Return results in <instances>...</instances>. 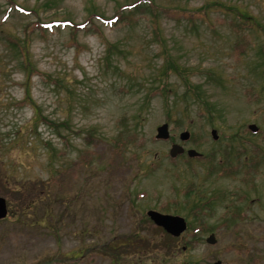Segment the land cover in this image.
Returning <instances> with one entry per match:
<instances>
[{
	"label": "rangeland",
	"instance_id": "rangeland-1",
	"mask_svg": "<svg viewBox=\"0 0 264 264\" xmlns=\"http://www.w3.org/2000/svg\"><path fill=\"white\" fill-rule=\"evenodd\" d=\"M134 1L0 0V52L34 26L31 75L0 71V264H264V0H151L127 22L97 19ZM66 19L89 22L37 24ZM172 143L202 156L172 161ZM149 209L194 223L168 238Z\"/></svg>",
	"mask_w": 264,
	"mask_h": 264
},
{
	"label": "trees",
	"instance_id": "trees-1",
	"mask_svg": "<svg viewBox=\"0 0 264 264\" xmlns=\"http://www.w3.org/2000/svg\"><path fill=\"white\" fill-rule=\"evenodd\" d=\"M151 2H152L151 0H137V1H134L130 4H124V5L119 4L117 6V8L115 9L114 14L112 16L104 17L102 15L101 16L99 15V16H97V19L99 21H101L102 23L111 24V25H114V24L116 25V24H119L120 22L121 23L127 22V21L132 19L133 14L143 13L146 10L152 11L154 8L148 5ZM15 8H18V7L15 6ZM206 9H207V7L199 9V10H194V11L192 10V11L194 13H196L197 15H199L201 10H203L202 11V15H203L205 13ZM33 11L37 12L36 8H34ZM163 11L166 14L168 13L167 10H165V9H163ZM181 15H183V17H185L188 20V22H191V23L194 22V19H190L186 16L185 13H181V14H178V23H180V21L182 19ZM237 15L240 16L241 20H245V21L251 20V16H247L246 14L237 13ZM248 19H250V20H248ZM87 22H89V20L88 21L86 20L80 24H73V22L68 20V19H66V20H52L49 22H41L40 20H38L37 24L40 26V27H38L39 29H41V27H43L45 30H46V27L52 28L53 25H55V27H58V28H59V26L64 27V28L69 26L68 28L71 29V32L73 34L74 33L76 34L77 33L76 30L84 28L86 26ZM1 25H2V23L0 24V26ZM38 25H36V26H38ZM244 26H245V28H247V23L244 24ZM73 27H76V29H74ZM33 30H34V26H32L30 29H29V27H25V33H22L21 37H18L16 35L11 34V33L10 34L6 33V39H5L6 46L0 52V71L2 73L9 74V72L13 69V67L16 66V67L20 68L21 70H23L26 73L27 77H29L31 75V72H32L33 67H34L30 64V61H31V58H30V39H31V34L33 33ZM237 30H242V29H237ZM2 35H5V34H4L3 30H0V41L3 40L1 37ZM4 51H5V54L3 55ZM241 53H242V51L239 54H241ZM258 57L261 60L256 65L258 66L259 69H261V71H264V47L263 46L261 47V49L258 53ZM7 63H8V67H7ZM171 69H173V71L178 74L177 65H173V67ZM161 80H162V78L159 81H161ZM174 88H176V87H174ZM155 89L158 90V88H155ZM0 91H2V89H0ZM174 91H177V90H174ZM185 91H186L185 94H188V93H190V91H197V90L195 88L192 90L190 86L186 85ZM201 106L203 107V110L209 112L210 114L212 113V111L210 109H208L207 105L201 104ZM65 142H67V141H65ZM63 153H65V152H61L62 155H63ZM171 160L173 161L175 159H171ZM46 186L49 187L48 183H46ZM187 191H190V189H188ZM33 202H35L34 199H33ZM174 208H176V207H174ZM169 209H170L169 207L168 208H166V207L161 208V210H163V211H168ZM179 211H181V209H176L175 213H178ZM193 223H194V214H193V218L191 220H188V228H190V226H192ZM161 230H163V229H161ZM205 230H207V223H199V226L193 227L194 233L198 232V235L200 233H202V231H205ZM133 236H135V234H133ZM127 237H130V236H127ZM166 237L171 238V236L168 235L167 233H166ZM184 246L186 247V249L188 248L186 245H184ZM73 258H75V257H73ZM165 258H168V257L165 255ZM53 260L57 261V259H52L50 262H55ZM156 261H158V259H156Z\"/></svg>",
	"mask_w": 264,
	"mask_h": 264
},
{
	"label": "water",
	"instance_id": "water-1",
	"mask_svg": "<svg viewBox=\"0 0 264 264\" xmlns=\"http://www.w3.org/2000/svg\"><path fill=\"white\" fill-rule=\"evenodd\" d=\"M248 127L253 132L257 130L255 124H250ZM156 132L157 139H167L169 137L168 124H161L157 127ZM211 134L214 139L217 138L216 130L213 129L211 131ZM189 135L190 134L188 131H183L182 133H180L179 137L181 140H187L189 138ZM183 151L184 148L181 145L173 143L169 150V154L170 156L175 157L178 154L183 153ZM187 154L189 157H196L200 155V153H198L195 149H188ZM7 213L8 209L6 200L2 196H0V219H4L7 216ZM147 216L152 220L155 225L162 227L167 233L174 237H178L187 228L186 220L179 215L161 213L151 209L147 211ZM206 241L208 243H215L214 234H210Z\"/></svg>",
	"mask_w": 264,
	"mask_h": 264
}]
</instances>
